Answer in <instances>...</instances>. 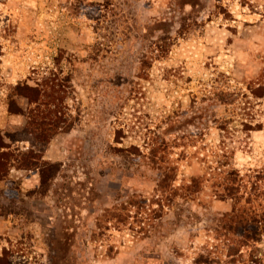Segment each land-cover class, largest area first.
<instances>
[{
    "label": "rangeland",
    "instance_id": "374dc122",
    "mask_svg": "<svg viewBox=\"0 0 264 264\" xmlns=\"http://www.w3.org/2000/svg\"><path fill=\"white\" fill-rule=\"evenodd\" d=\"M20 84L51 86L42 143ZM0 137V264H264L213 181L180 188L229 153L264 167V0H0Z\"/></svg>",
    "mask_w": 264,
    "mask_h": 264
},
{
    "label": "trees",
    "instance_id": "16d2710c",
    "mask_svg": "<svg viewBox=\"0 0 264 264\" xmlns=\"http://www.w3.org/2000/svg\"><path fill=\"white\" fill-rule=\"evenodd\" d=\"M162 51V48L159 50ZM164 51V50H163ZM47 84H44L43 89L38 87H32L28 84L16 85L15 89L28 97L29 103H37L36 106L30 110L29 120L25 129L23 130L20 139H29L32 142L46 141L51 135L50 123V111L40 109V98L43 95L45 98L50 96V91H47ZM32 94V97H31ZM13 106L15 110H13ZM9 112L17 113L18 107L15 106L13 101L9 102ZM147 145L151 147V151L148 156L152 161L158 163L157 169L160 171V179L157 187L159 195H163V192H168V187L172 190L173 182L175 180L176 171L175 168L169 166L166 160L158 156L159 153H164V142L159 143L157 139L150 138ZM160 144L159 146H157ZM6 144L0 137V149L4 148ZM138 151V147H133ZM228 155V156H227ZM222 154L226 157L223 162L216 161V166L207 167L211 169V172L205 171L201 177H190L189 183L180 187L184 190L186 195H193L197 191L198 187H201L205 181H213L211 187H213L214 196L222 200L228 199L232 202L230 210L224 211L217 218L218 231H224V235L231 234L236 238H229L233 244L245 245L253 248L251 249V255L258 251L254 245L262 239L264 236V167L260 170H253L254 174L241 175L239 170L230 167L229 159L232 157L229 154ZM167 163V164H166ZM164 164V165H161ZM174 190V189H173ZM168 199V197H166ZM216 230V228H215ZM229 245V244H228ZM239 246L235 249L231 244L228 246V251L232 255L238 251ZM233 251V253H232ZM251 262H258V258H251ZM2 259H0L1 261Z\"/></svg>",
    "mask_w": 264,
    "mask_h": 264
},
{
    "label": "crops",
    "instance_id": "0c3cea01",
    "mask_svg": "<svg viewBox=\"0 0 264 264\" xmlns=\"http://www.w3.org/2000/svg\"><path fill=\"white\" fill-rule=\"evenodd\" d=\"M0 250H1V245H0Z\"/></svg>",
    "mask_w": 264,
    "mask_h": 264
}]
</instances>
